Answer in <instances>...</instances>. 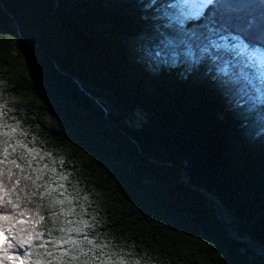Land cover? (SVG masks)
Masks as SVG:
<instances>
[{"label": "trees", "instance_id": "trees-1", "mask_svg": "<svg viewBox=\"0 0 264 264\" xmlns=\"http://www.w3.org/2000/svg\"><path fill=\"white\" fill-rule=\"evenodd\" d=\"M167 2L0 0V210L31 234L25 264H264L235 239L264 247V97L221 71L219 46L264 55V0L203 9L184 31L218 47L152 71L128 42L178 39L156 19Z\"/></svg>", "mask_w": 264, "mask_h": 264}, {"label": "snow or ice", "instance_id": "snow-or-ice-1", "mask_svg": "<svg viewBox=\"0 0 264 264\" xmlns=\"http://www.w3.org/2000/svg\"><path fill=\"white\" fill-rule=\"evenodd\" d=\"M220 0H204L203 3L197 4L195 6V10H189L192 7V3L190 0H168L165 3L164 7L160 10L159 15L156 17L157 20L164 21L163 27L170 28L173 25L179 26V36L176 41L172 39L165 38L164 41L161 42V48L159 51L155 53L156 57L167 60L171 59L175 62L180 55H184L188 58H191L195 62H199V60L203 59L204 54L209 53L210 48L218 47L214 44H209L208 46L201 47V42L206 40L208 37L203 33L196 32H185L184 24L194 18H203L205 15L203 9L211 7L214 3H219ZM161 25H157L159 29ZM195 49H199L200 56L197 57L195 54ZM254 55V53H253ZM212 59H216V57H212ZM235 67V65H233ZM225 74H228V66H225ZM261 79L264 80V66L261 67ZM241 76H245L246 74L243 72V69L240 70L239 73ZM17 145H20V141H17ZM21 147H26V145H20ZM15 149H13L14 151ZM3 163V161H0ZM8 163L15 164L17 168L21 167V165L17 162V160H9ZM9 176L12 175L11 171H9ZM2 184V182H0ZM11 203L12 209H17L19 205L16 203ZM4 204L3 197L0 196V207ZM43 220V216H41ZM7 220L9 221L8 229L6 230L3 227H0V264H2V258H7L9 261H12V264H25L24 258L21 257L17 249H23L25 245L31 243V234L28 235L27 238H20L19 236H13L14 226L12 223L13 216L10 212L0 210V221ZM17 223L24 224L26 221L21 217ZM66 251V250H63ZM51 255V253H49ZM27 256V253H25ZM37 264H40V261H37Z\"/></svg>", "mask_w": 264, "mask_h": 264}, {"label": "rangeland", "instance_id": "rangeland-1", "mask_svg": "<svg viewBox=\"0 0 264 264\" xmlns=\"http://www.w3.org/2000/svg\"><path fill=\"white\" fill-rule=\"evenodd\" d=\"M204 0H190L192 7L189 10L194 11L197 4L203 3ZM164 38H153L143 36L141 38L132 39L128 42V48L131 51L132 59L141 62L150 67L152 71H156L162 67L176 66L180 64H186L189 67L197 63L191 58L184 55H180L179 58L173 62L171 59H161L156 57L155 53L160 50L161 42ZM219 46L224 48L227 52V58H224L222 72L225 73V66H228V73L234 74L236 77L241 78L246 82L254 91V98L258 101L263 100L264 97V80L261 79V67L264 66V55L261 53H249L245 50L244 46L240 44H230L227 41L219 43ZM195 54L198 57V52L195 50ZM235 65V67H233ZM243 69L245 76H241L240 70ZM88 89H94L93 86L87 85ZM221 217L225 224L230 229L233 236H237L238 222L237 218L229 211L224 208L221 209ZM244 239L250 241L248 236H244ZM251 242V241H250ZM255 243V242H252Z\"/></svg>", "mask_w": 264, "mask_h": 264}, {"label": "water", "instance_id": "water-1", "mask_svg": "<svg viewBox=\"0 0 264 264\" xmlns=\"http://www.w3.org/2000/svg\"><path fill=\"white\" fill-rule=\"evenodd\" d=\"M73 80L75 81V83L77 84V86L79 87V89H80L81 91H83L86 95H88L89 97H91L92 99H94V101H95L99 106H101V107L104 108V106H103V102H102L101 100H99L98 97H94V96H92V95L90 94V92H89L86 88H84V87L81 85V83L79 82V80H78L77 78L74 77ZM104 111H105V113H107V109H106V108H104ZM132 141H133V139H132ZM133 142H134V141H133ZM136 146H137V149L139 150V152H141L140 146H139L137 143H136ZM186 178H188V174H187V173H186ZM189 186L193 188V186H192L191 184H189ZM201 192H202L203 195H205L206 197H208V198H210V199H212V200H214V201H216V202H219V199H218L216 196H214V195H212V194H210V193H208V192H205V191H201ZM222 208H224V207H223V204H222L221 202H219V205H218V208H217V211H216V218L219 219V220H221L222 223L225 225V229H226L228 235H229L230 237H232V238H235V236L232 235L230 229L228 228V226L225 224V222L223 221V219H222V217H221V209H222ZM235 239H236L237 241H239V242H244V243H246L247 246L250 247V248H251V249H252L257 255H259V256H261V257L264 258V255H262V254L259 253V251H258V250H261V251L264 253V247H262L261 245H258L256 242H255V243H252L251 240H250V241H251V242H250V241L244 239L243 237L235 238Z\"/></svg>", "mask_w": 264, "mask_h": 264}, {"label": "bare ground", "instance_id": "bare-ground-1", "mask_svg": "<svg viewBox=\"0 0 264 264\" xmlns=\"http://www.w3.org/2000/svg\"><path fill=\"white\" fill-rule=\"evenodd\" d=\"M258 251H259V253H261L262 255H264V253L261 250H258Z\"/></svg>", "mask_w": 264, "mask_h": 264}]
</instances>
